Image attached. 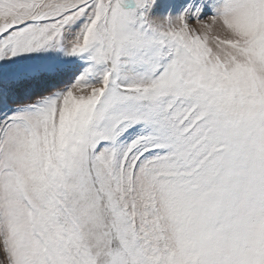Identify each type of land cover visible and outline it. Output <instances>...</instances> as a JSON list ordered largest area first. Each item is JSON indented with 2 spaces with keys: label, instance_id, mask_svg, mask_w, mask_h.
Returning a JSON list of instances; mask_svg holds the SVG:
<instances>
[{
  "label": "snow or ice",
  "instance_id": "1",
  "mask_svg": "<svg viewBox=\"0 0 264 264\" xmlns=\"http://www.w3.org/2000/svg\"><path fill=\"white\" fill-rule=\"evenodd\" d=\"M0 264H264V0H0Z\"/></svg>",
  "mask_w": 264,
  "mask_h": 264
}]
</instances>
